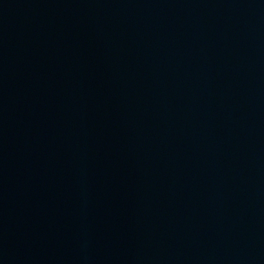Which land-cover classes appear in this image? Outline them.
Masks as SVG:
<instances>
[{"label":"water","instance_id":"95a60500","mask_svg":"<svg viewBox=\"0 0 264 264\" xmlns=\"http://www.w3.org/2000/svg\"><path fill=\"white\" fill-rule=\"evenodd\" d=\"M0 264H264V0H0Z\"/></svg>","mask_w":264,"mask_h":264}]
</instances>
